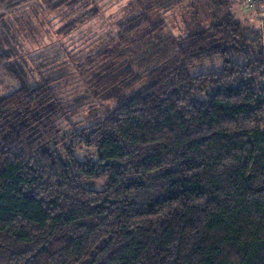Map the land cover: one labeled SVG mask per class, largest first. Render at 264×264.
I'll use <instances>...</instances> for the list:
<instances>
[{"label": "trees", "instance_id": "16d2710c", "mask_svg": "<svg viewBox=\"0 0 264 264\" xmlns=\"http://www.w3.org/2000/svg\"><path fill=\"white\" fill-rule=\"evenodd\" d=\"M35 1L0 0V70L19 84L0 96V264H264V33L237 0H193L183 37L149 19L160 0H136L78 38L85 97L110 107L70 134L64 68L31 82L20 64L61 66L70 49L61 36L27 52L41 42L31 15L76 13L70 38L102 1ZM83 148L97 158L77 159Z\"/></svg>", "mask_w": 264, "mask_h": 264}, {"label": "rangeland", "instance_id": "374dc122", "mask_svg": "<svg viewBox=\"0 0 264 264\" xmlns=\"http://www.w3.org/2000/svg\"><path fill=\"white\" fill-rule=\"evenodd\" d=\"M100 1H102V16L91 22L87 26L81 28L77 34L72 35L70 38H66V34L68 32L66 27L75 25L77 17L76 13L74 14L75 17H69L68 11H66L65 9H59L53 12H44V15L41 17H38L35 13L34 14L36 15V17H33L31 15V17L33 18V22L34 18H38V20L41 22V24L36 28V32H38L39 38H35L41 42L38 44L33 43L31 45L33 47H29V45H26L27 52H31V54H35L36 52H45V50H47L48 44H58L61 40L62 42H64V45L67 46L68 49H70L68 52L65 49V53L63 52V54L59 56L66 62V64H62L61 66H59L60 64L49 65L46 62L43 63V61L47 59L48 53L42 54L44 58L43 60L40 59L42 58L41 55L35 57L34 59H31V57L26 55L23 61H20V64L25 63L24 66H26L28 79H32L31 82L39 81L42 77L53 78L59 74V68H64L63 70H65L64 73L67 75V77L59 82V84L61 83L62 85L60 86V90L58 91V93H60L63 102H65L67 106L71 107L72 113H76L69 119V121L64 123V126L66 127L65 131L68 134H70L74 129L79 130L86 127V125L96 120L91 119L92 117L104 114L110 107L109 104L102 101L97 102L96 106H94L91 98L85 97V78H87L88 74L86 73L85 75H82L81 72H77L76 64L80 61V63H86V61L78 59L79 54H76L78 52V48L76 49L77 45L79 44V42L77 41L78 38H82L83 36L89 37L90 35L98 36L104 30L108 29L107 26L109 24H113L118 20H123L131 13L139 12L140 9H142L140 3H138L136 0ZM160 1L161 3L153 7V9L148 14L149 19L151 21H163L164 19L163 22L167 24L165 33L173 34L177 37L185 36L189 28L188 26L191 25L192 14L199 10L198 4L195 5L193 0H182L180 4L168 7V0ZM36 2L37 0L35 1V3ZM164 2L166 4H163ZM32 3L34 2L32 1L31 3H29L27 7H32L34 5ZM184 5H187V7H185ZM235 10L237 15L241 19L248 22L249 24H252V27L250 28L260 29V31L264 33V0H237ZM41 13L42 12H38V14ZM27 17L31 18L30 16L26 15L25 17H22L23 19L20 18V22L23 21L25 24L26 20H28ZM22 24L23 23H20L19 26H21ZM61 36L65 37L61 39ZM33 37L34 36L31 35V42H33ZM39 59L40 61H38ZM68 59H70L71 62H69L70 60ZM67 62H69V64H67ZM72 63L73 68L70 69V64ZM18 88L19 84L13 81V79L7 73L0 70V96L7 95ZM127 94L130 95V93ZM82 103L85 104V106H83V109L79 108ZM61 156L65 161L66 159L64 158V156ZM75 156L79 160H94L97 158L95 150H88L85 148L77 150ZM86 186L92 189L100 190L105 187V183H86Z\"/></svg>", "mask_w": 264, "mask_h": 264}]
</instances>
